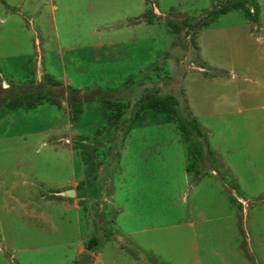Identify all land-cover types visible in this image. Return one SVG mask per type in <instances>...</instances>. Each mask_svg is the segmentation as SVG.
<instances>
[{
  "label": "rangeland",
  "instance_id": "obj_1",
  "mask_svg": "<svg viewBox=\"0 0 264 264\" xmlns=\"http://www.w3.org/2000/svg\"><path fill=\"white\" fill-rule=\"evenodd\" d=\"M220 2L0 0V103L59 104L0 119V264H71L92 236L89 264H264V49L240 10L182 24ZM156 98L186 108L212 156L192 159L159 111L130 125Z\"/></svg>",
  "mask_w": 264,
  "mask_h": 264
},
{
  "label": "trees",
  "instance_id": "obj_2",
  "mask_svg": "<svg viewBox=\"0 0 264 264\" xmlns=\"http://www.w3.org/2000/svg\"><path fill=\"white\" fill-rule=\"evenodd\" d=\"M234 10L242 11L246 20L251 23L258 22V5L256 0H226V2L216 3L208 10L205 16L198 22H190L187 19L182 21L183 26L186 29H192L201 23L202 27H208L213 24L220 16ZM137 21V19H134ZM167 26H170L168 22H165ZM45 80L50 85H59L58 81L52 80L49 76H45ZM17 89V87L15 88ZM97 91V90H96ZM5 92V90H3ZM68 93L77 95L78 92L72 88H68ZM99 96V94H97ZM96 95V96H97ZM43 101L54 105L59 108V104L55 99H51L45 95L42 91H28V92H20L12 95L5 102L0 103V119L6 116L10 111L21 109V110H29L37 105H40ZM167 98H156V99H147L141 103L138 107L137 111L133 114L130 125L135 124L140 120V115L148 110H156L164 115H166L167 119L174 122L175 129L177 130L179 137L186 144V150L189 156L194 159L198 164H201L202 157V146L205 147L207 154L213 155V153L208 149L206 134L201 130L199 125L196 123L195 119L192 118L189 113H187L186 108H184V118L179 120L173 109L170 107ZM69 106V118L71 121H75L77 116L81 112V106L79 100L74 101L68 100ZM130 129V128H129ZM129 129H126V134ZM201 138L202 142H199L197 139ZM76 144L73 145L72 149H76ZM186 173L188 170L185 168ZM198 170H194V182L198 179ZM86 193L88 196H95L97 191H95V184H90L85 187ZM84 196H80L79 198H83ZM99 246V241L96 237L92 236L88 238L84 243V250L86 253H83L79 256L71 264H89L91 260V256L88 253H93L97 250ZM127 253L131 254L133 257L134 252L131 249H125Z\"/></svg>",
  "mask_w": 264,
  "mask_h": 264
},
{
  "label": "crops",
  "instance_id": "obj_3",
  "mask_svg": "<svg viewBox=\"0 0 264 264\" xmlns=\"http://www.w3.org/2000/svg\"><path fill=\"white\" fill-rule=\"evenodd\" d=\"M256 3L258 5V22L257 23H251V22H249L247 20L248 24L253 27V34H254V36H253L252 34H249L247 32V37L252 42V46L253 47H255V48L260 47V48L264 49V35H263L262 29H261V26L263 25V23H262V21H263V12H262V8H261V5H260V0H257ZM110 199H111V196L109 197V200ZM106 203H108V201H106ZM72 205L75 207V209H81V207H79L76 203L72 204ZM101 209H103V210L105 209L104 211L106 212L107 207L104 208V206H101ZM117 211L119 212L118 209H117ZM84 243H85V241H82L81 239H80V241H78L77 253L79 255H81L83 253H86L85 250H84ZM88 254L91 257H93V260L95 262H99L101 260L102 254L100 252H98L97 250L95 251V255H94V253H88Z\"/></svg>",
  "mask_w": 264,
  "mask_h": 264
},
{
  "label": "water",
  "instance_id": "obj_4",
  "mask_svg": "<svg viewBox=\"0 0 264 264\" xmlns=\"http://www.w3.org/2000/svg\"><path fill=\"white\" fill-rule=\"evenodd\" d=\"M63 195H64L66 198H71V197L74 196V192H73V190L68 189V190L63 191Z\"/></svg>",
  "mask_w": 264,
  "mask_h": 264
}]
</instances>
